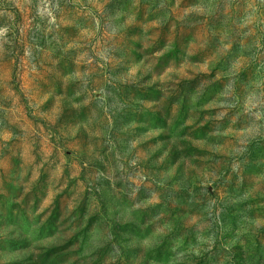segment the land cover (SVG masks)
I'll list each match as a JSON object with an SVG mask.
<instances>
[{
	"label": "rangeland",
	"instance_id": "obj_1",
	"mask_svg": "<svg viewBox=\"0 0 264 264\" xmlns=\"http://www.w3.org/2000/svg\"><path fill=\"white\" fill-rule=\"evenodd\" d=\"M0 264H264V0H0Z\"/></svg>",
	"mask_w": 264,
	"mask_h": 264
}]
</instances>
